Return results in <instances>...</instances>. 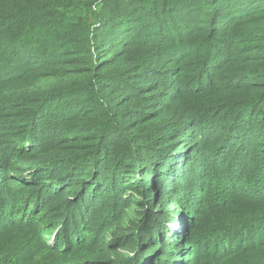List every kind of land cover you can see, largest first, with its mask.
I'll use <instances>...</instances> for the list:
<instances>
[{
    "label": "trees",
    "instance_id": "16d2710c",
    "mask_svg": "<svg viewBox=\"0 0 264 264\" xmlns=\"http://www.w3.org/2000/svg\"><path fill=\"white\" fill-rule=\"evenodd\" d=\"M191 248L264 264V0H0V264Z\"/></svg>",
    "mask_w": 264,
    "mask_h": 264
},
{
    "label": "rangeland",
    "instance_id": "374dc122",
    "mask_svg": "<svg viewBox=\"0 0 264 264\" xmlns=\"http://www.w3.org/2000/svg\"><path fill=\"white\" fill-rule=\"evenodd\" d=\"M50 138L48 139V141ZM189 225V222L185 216H179L177 219H175L172 223L168 224V229L171 230V235H167L168 238L170 236L180 235L184 232V230ZM218 250H221V248H218ZM196 254V251L194 249H187L180 253L178 260H181L183 264H189V259ZM193 261V259H190Z\"/></svg>",
    "mask_w": 264,
    "mask_h": 264
}]
</instances>
